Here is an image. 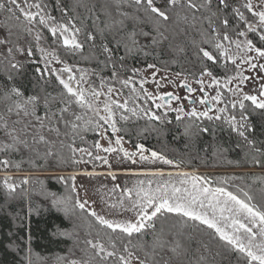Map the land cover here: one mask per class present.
I'll use <instances>...</instances> for the list:
<instances>
[{
    "label": "snow or ice",
    "instance_id": "snow-or-ice-1",
    "mask_svg": "<svg viewBox=\"0 0 264 264\" xmlns=\"http://www.w3.org/2000/svg\"><path fill=\"white\" fill-rule=\"evenodd\" d=\"M0 14V185L6 197L0 208L12 201L26 205L23 216L11 214L26 234L9 232L14 238L7 245L23 253L22 264H34V256L45 264L24 223L43 212L89 218L83 239L76 225L53 226L51 234L72 246L52 264H264V141L253 138L248 111L264 114V0H0ZM178 36L194 49L195 71L173 75L170 61L148 62L160 59L166 41L170 51L183 53V44L172 43ZM28 65L35 66L30 92L19 83ZM169 84L173 91H161ZM173 113L178 124L189 122L183 130L189 137L209 131L205 120L221 122L248 149L227 163L259 167L261 174L182 171L184 160L139 142L149 132L164 134ZM137 121L145 126L130 135L127 125ZM88 133L97 137L90 144ZM110 157L140 168L126 173L134 180L102 195L103 213L81 198L77 177L116 181ZM49 161L93 169L57 175L63 194L39 181L35 195L43 203L34 202L27 187L33 178L16 180L10 173L25 162L44 169Z\"/></svg>",
    "mask_w": 264,
    "mask_h": 264
},
{
    "label": "trees",
    "instance_id": "trees-1",
    "mask_svg": "<svg viewBox=\"0 0 264 264\" xmlns=\"http://www.w3.org/2000/svg\"><path fill=\"white\" fill-rule=\"evenodd\" d=\"M81 14L84 15L83 10H80ZM71 14V13H70ZM4 17L0 14V20H3ZM189 36L199 39L195 32L189 30ZM27 39V37H25ZM172 38L170 37V40ZM173 44H183L185 51L183 53L172 52L169 50V42L166 41L162 46V50L160 51V59L153 61L151 58L148 62H156L160 63L162 60L170 61L169 68L173 72L177 71H186L192 72L193 69L197 67L196 57L194 55V49L187 43V40L184 36H178L175 40L172 41ZM136 66H141V62H136ZM34 67L33 65L26 66V70L24 72L23 79L19 81L20 85L24 87L27 91H31L33 88V77H34ZM0 73H2V67H0ZM51 91V89H49ZM248 111L252 117V124L255 127L256 131L253 138L259 141H264V114H261L260 111H253L251 107L248 108ZM173 120L171 125H164L163 132L164 134L155 135L154 134H146L147 138H141L139 142L144 143L147 147L153 148L156 150H160L161 139L168 147H172L170 153L172 152H180L187 154L189 159H193V163L191 165L185 166L184 170H205L204 168H212L211 162L215 159L216 156L221 155L220 148L223 147L227 149L225 152L227 156H231L232 159H237L238 157H243L245 152L248 151L243 141H241L234 133H231L228 128L223 125L221 122L217 121H203V127H207L209 131L207 133H200L192 136H184L183 130L186 125L184 122L177 123L174 119V116L170 117ZM188 122V121H187ZM145 126L144 121H138L136 123H130L127 127L130 130V135L132 132L137 130L138 128H142ZM195 132V129H193ZM93 134V133H92ZM160 137V138H159ZM127 139V137H126ZM132 139L135 141L137 139L136 136L132 135ZM158 139V140H157ZM239 143L241 147L239 149L236 148V144ZM67 149L64 150V154H66ZM215 153V154H214ZM68 155V153H67ZM67 155H65L67 157ZM205 161V166H201L200 164H196V162ZM203 164V163H202ZM209 166V167H208ZM197 167V169H195ZM204 167L203 169H201ZM34 169V168H31ZM55 169L57 173L61 172L60 166H56ZM45 172H53L48 167L43 169ZM210 170V169H209ZM69 172V171H67ZM71 172V171H70ZM204 174V173H201ZM257 175L261 173H255ZM206 175L216 176L223 175V173H207ZM33 178V182L31 187L36 188L32 189L30 184L27 186L29 192H39L41 187H39V181H44V187H46L49 191H55L58 194L64 193V186L58 182L55 177L56 176H31ZM2 179V177H0ZM19 180L18 178H15ZM41 186V185H40ZM259 185H257V188ZM5 190L2 185H0V205H5ZM34 202H38L37 198L32 199ZM14 211H19L20 215L23 216L26 211V205L23 201H12L6 205V207L0 208V264H22V256L23 253H16L7 245L11 242V239L14 237L9 236V232L15 233L17 236H24L25 229L15 227L13 224L12 213ZM79 217V218H77ZM88 219L85 216H80L77 212L71 219H66L62 213H54V212H43L41 215L37 216L33 214L30 220L24 221L25 224L30 223V230L32 235L31 247L35 254H38L41 258H47L46 261L52 260L57 255H66L69 247L72 246V241L65 238H57L53 236L51 233L53 231V226L59 225L61 228H66L71 230L74 225L78 226L77 231H83L86 235L87 233V225ZM34 264H41L40 260L33 257Z\"/></svg>",
    "mask_w": 264,
    "mask_h": 264
},
{
    "label": "rangeland",
    "instance_id": "rangeland-1",
    "mask_svg": "<svg viewBox=\"0 0 264 264\" xmlns=\"http://www.w3.org/2000/svg\"><path fill=\"white\" fill-rule=\"evenodd\" d=\"M27 39H29L27 37ZM23 40L21 41V43L23 44ZM195 69H193V71H195ZM150 71V70H149ZM189 71H186V73H188ZM171 74H175V72L171 71ZM195 86V85H194ZM150 90L152 88V86L150 85ZM173 86L171 84H169L166 88L161 89V91H173ZM248 88H245V91H248ZM175 91H178V93L181 96H184L186 93L184 91V89H175ZM185 107H187V103H185ZM175 116V114H170V117ZM138 122V121H137ZM185 124L189 123L187 121H183ZM150 134H154L156 132H149ZM155 135H159L158 133H156ZM160 136V135H159ZM160 138V137H159ZM95 139H97V137L92 134V133H88L87 134V140L88 143L90 144L92 141H94ZM158 140V139H157ZM161 143L159 145L160 149L165 152L170 158L172 159H176V160H184L185 164L182 165V168L180 170L182 171H188L192 173H197V174H207V173H223V174H229V173H243V172H248V173H261V169L259 167H252L249 165H245L243 167H234L231 166L227 163V160H236V159H232V157L227 156L226 153H221V155H218L215 157V159H213V161L211 162L213 167V170H211L212 168H207L205 166V161H201L200 163L197 161L196 164H200L201 166H205L206 168L202 167L201 169H205V170H184V169H189V168H185V166L191 165V163H193V159H189L188 156H186L187 154L184 153H180V152H171V150L173 149L172 147L170 148L169 146L167 147L166 144L163 142V139H161ZM102 144H105L106 146V142L101 140ZM77 144L80 145L81 142L78 140ZM125 147L127 148H131L130 144H125ZM67 155V152H65ZM101 155H103V153H101ZM242 158V157H241ZM240 157H238L237 159H241ZM13 159H20V157L14 156ZM26 160V157H25ZM110 161L113 164V170L117 172H125V171H129V170H139L140 166L139 165H132L127 161H123L121 163H117V161L115 159H112L110 157ZM203 163V164H202ZM95 164H99V162H95ZM56 166H60L62 173H57L55 172L56 170L53 168H56ZM146 167L148 168H156L157 165H147ZM165 171H176L174 169H171L169 166H162ZM209 167V166H208ZM31 165H29L27 162H25L22 165V169L20 171H13L10 174L14 177V178H18L20 179L23 176H57V175H69L71 174L73 171H75L77 168L79 169H87L88 171H91L93 169V164H81L79 166H74L71 165L70 163L68 164H64V165H57L55 161H49V166L48 168L50 170H52L53 172H45L43 169H31ZM197 169V167L195 168ZM210 169V170H209ZM67 171H69L68 173H66ZM71 171V172H70ZM96 171L98 172H106L107 168L106 167H96ZM4 173L0 172V177L3 178ZM65 175V176H66ZM117 180L116 181H112L110 178H106L104 176H99L96 177L95 179L86 177V176H78L77 177V186H78V190L80 192V196L82 199H88L89 202L91 203L92 201H95L94 204H92V207L95 208L98 212H103V213H107V208L105 207V205H103L101 203V197L102 195L107 194L111 188L113 187L114 184H121V186H123L125 181H131L134 180L135 177L131 176L130 174H126V173H117ZM83 185V188H80V185ZM30 183V187H31ZM104 185H107V188L104 187ZM41 186L39 185L38 188H40ZM32 189L36 188L35 187H31ZM36 192H30L32 199L33 198H37V201L40 203H43L41 197L35 195ZM85 233L83 231L80 232V238L83 239L85 237ZM77 255H79V253H77ZM54 259L52 260H48L45 261V264H52Z\"/></svg>",
    "mask_w": 264,
    "mask_h": 264
},
{
    "label": "bare ground",
    "instance_id": "bare-ground-1",
    "mask_svg": "<svg viewBox=\"0 0 264 264\" xmlns=\"http://www.w3.org/2000/svg\"><path fill=\"white\" fill-rule=\"evenodd\" d=\"M129 171H125V172H117V173H128ZM192 172V171H191ZM68 173V172H66ZM63 174V173H62ZM66 175V174H65ZM54 176V175H53ZM67 176V175H66Z\"/></svg>",
    "mask_w": 264,
    "mask_h": 264
}]
</instances>
